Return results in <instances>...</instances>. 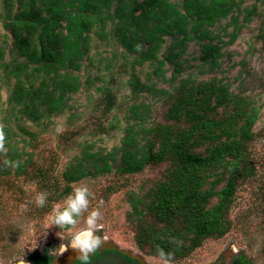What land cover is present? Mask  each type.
<instances>
[{"label": "rangeland", "instance_id": "374dc122", "mask_svg": "<svg viewBox=\"0 0 264 264\" xmlns=\"http://www.w3.org/2000/svg\"><path fill=\"white\" fill-rule=\"evenodd\" d=\"M254 2L244 0L243 7ZM259 5L261 15L252 21L247 23L244 15L239 17L242 26L233 42L230 17L212 27L223 40L219 43L222 56L214 69L203 59L202 44L197 41L188 42L175 61L166 59L163 73H157V62L133 66L135 54L112 38L102 40L94 35L91 60L84 61L79 73L80 90L71 96L65 111L40 122L22 117L19 108H13L9 99L13 82L0 75V133L19 141L17 152L0 145V264H30V255L48 244L52 245L54 256L64 255L77 247L73 244L75 237L86 231L93 232L86 246L94 245L87 256L102 241L114 242L120 249L141 256L145 264H232L241 255L252 264H264V45L259 37L264 2ZM3 16L4 0H0V44L9 48L12 38L3 25ZM167 39L160 58L166 57V47L171 43ZM11 58L7 52L5 60ZM136 77L140 79L139 87L132 83ZM213 79L230 84L233 92L255 102L258 117L249 145L254 170L237 185L227 212L229 230L225 235L206 239L184 256L165 259L153 254L151 243L141 237L142 222L150 224L157 218L148 211L140 213L144 206L139 205L136 210L132 202L139 196L150 204L155 199L156 186L169 179L172 163L166 158L139 172L120 171V148L127 127L138 124L130 115L134 103L151 106L149 126L169 123L175 130L182 129L188 124L174 123L166 116L168 100L176 96V87L184 82L205 86L212 84ZM107 91L116 95L110 108ZM223 114L225 111L220 108L215 116L220 118ZM138 140L142 147L144 137L141 135ZM156 142L155 150L160 145V141ZM212 146V140L201 138L192 150L204 155ZM84 150L120 152L116 161L110 160L109 171L68 182L65 170ZM224 184L225 181L218 189ZM68 186L71 189L65 193ZM217 201V197L213 198L209 206ZM97 249L102 250L99 245ZM85 264L131 263L112 253Z\"/></svg>", "mask_w": 264, "mask_h": 264}, {"label": "trees", "instance_id": "16d2710c", "mask_svg": "<svg viewBox=\"0 0 264 264\" xmlns=\"http://www.w3.org/2000/svg\"><path fill=\"white\" fill-rule=\"evenodd\" d=\"M243 1L4 0L2 21L12 42L9 48L0 44V75L13 82L11 105L34 122L65 111L71 96L82 86L79 73L84 61L91 60L94 35L102 40L112 38L135 54L133 66L157 62V73H163L166 59L175 61L188 42L197 41L202 44L203 59L214 69L222 56L219 43L223 40L212 27L230 17L233 42L242 26L241 15L247 23L261 15L259 2L264 0H255L246 7ZM168 37L171 43L166 47V57L160 58ZM259 37L264 45V22L260 24ZM7 52L12 54L9 61L5 60ZM211 82L205 86L184 82L176 87V96L168 100L166 116L174 123H187L182 129L175 130L169 123L149 126L151 106L134 103L130 115L138 124L127 127L120 148V171L139 172L166 158L172 163L169 179L156 186L155 199L150 204L139 196L132 202L136 210L144 206L140 213L148 211L157 218L150 224L142 222L141 237L151 243L153 254L165 259L184 256L206 239L224 236L229 230L227 212L237 185L254 170L249 145L258 117L255 102L233 92L230 84L216 79ZM132 83L135 87L141 84L138 77ZM105 94L110 108L116 95L111 91ZM220 108L225 114L217 118L215 113ZM5 135L0 133V145L17 152L19 141ZM141 135L145 139L142 147L138 146ZM201 138L214 143L204 155L192 150ZM156 141H160L157 150ZM120 150L108 154L84 150L65 170V179L76 182L109 171L110 160L116 161ZM223 181L225 184L218 189ZM70 189L68 186L65 193ZM215 197L218 201L209 206ZM160 222L164 226L159 227ZM185 240L190 243L185 245ZM52 251L48 244L44 250L34 251L29 259L32 264H53ZM233 264L252 262L241 255Z\"/></svg>", "mask_w": 264, "mask_h": 264}, {"label": "water", "instance_id": "95a60500", "mask_svg": "<svg viewBox=\"0 0 264 264\" xmlns=\"http://www.w3.org/2000/svg\"><path fill=\"white\" fill-rule=\"evenodd\" d=\"M98 244H99V247L101 249H115V250H118L119 252H121L123 254L129 255V256H132V257H136L137 259L141 260L143 264H145L143 259L141 258V256L133 255L131 252H128V251L120 249L119 246L117 244H115L114 242L104 243V242L101 241ZM93 250H94V245L93 246H85L83 248L77 249V251L74 250L68 256H66L65 258H61V256L58 255L56 257V259L54 260V264H73L78 259L83 258V257L89 255L90 253H92Z\"/></svg>", "mask_w": 264, "mask_h": 264}, {"label": "flooded vegetation", "instance_id": "af4514ba", "mask_svg": "<svg viewBox=\"0 0 264 264\" xmlns=\"http://www.w3.org/2000/svg\"><path fill=\"white\" fill-rule=\"evenodd\" d=\"M86 244H88V243H86ZM99 244H95V247H96V249H95V251H94V253L91 255V256H86V257H83V258H81V259H78L77 261H75L73 264H77L78 262H82V263H89L90 261H91V259L92 260H99L100 259V257L101 256H103V255H106V254H112V253H115V254H117V255H119V256H121V257H123V255H126V254H123V253H121V252H119L118 250H115V249H102V250H99V249H97V246H98ZM127 256H129V255H127ZM56 257H57V255L56 256H54V258H53V264H54V260L56 259ZM131 258H133V259H137V258H135V257H132V256H130ZM124 258V257H123ZM124 259H126V258H124ZM81 260V261H80ZM129 263H133V264H143L139 259H137L138 261H140L139 263H137V262H133V261H129L128 259H126ZM30 264H32L31 263V260H30ZM232 264H233V262H232Z\"/></svg>", "mask_w": 264, "mask_h": 264}, {"label": "bare ground", "instance_id": "6f19581e", "mask_svg": "<svg viewBox=\"0 0 264 264\" xmlns=\"http://www.w3.org/2000/svg\"><path fill=\"white\" fill-rule=\"evenodd\" d=\"M92 234H93V232L86 231V232H83V233H80L79 235H77V237H75V239L73 241V244L77 247L70 248L69 252H67L64 255H61V258H65L74 250L77 251V249L85 247L87 245L86 243L89 242L91 236H93Z\"/></svg>", "mask_w": 264, "mask_h": 264}]
</instances>
